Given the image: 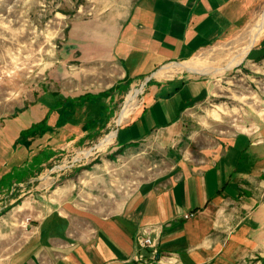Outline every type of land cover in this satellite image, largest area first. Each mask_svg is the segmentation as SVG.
Segmentation results:
<instances>
[{
    "label": "crops",
    "instance_id": "1",
    "mask_svg": "<svg viewBox=\"0 0 264 264\" xmlns=\"http://www.w3.org/2000/svg\"><path fill=\"white\" fill-rule=\"evenodd\" d=\"M263 4L95 0L90 18L70 26L61 73L53 78L57 89H42L28 104L16 99L10 112H0V191L16 181L36 183L25 200L13 199L0 213V264H149L153 252L160 261L153 264H264V102L218 124L190 113H208L214 84L206 75L239 65L245 48L257 44ZM232 43L233 55L223 62L221 50ZM218 58L224 67L184 66ZM141 80V106L127 118L135 105L126 104L106 141V173L121 176L124 158L136 159L150 138L172 146L186 138L194 154L130 192L99 197L101 168L63 179L43 170L49 151L111 127L118 98ZM138 234L154 247H140Z\"/></svg>",
    "mask_w": 264,
    "mask_h": 264
},
{
    "label": "rangeland",
    "instance_id": "2",
    "mask_svg": "<svg viewBox=\"0 0 264 264\" xmlns=\"http://www.w3.org/2000/svg\"><path fill=\"white\" fill-rule=\"evenodd\" d=\"M94 5L95 0H0V112H10L16 99L23 102L28 100V104L42 89H57L60 82H55L53 78H59L61 73V60L66 55L64 44L70 26L78 19L90 18ZM263 13L264 4L260 7V15ZM233 44L221 50L225 55L223 62L228 63L231 59L233 53L230 47ZM215 61L200 60L184 66L202 70L224 67L221 58ZM229 69L225 73L205 77L214 84V96L204 106L209 115L199 111L190 113H196L209 124H218L224 119L230 121L231 118H237L246 109H259L260 102H264V31L242 63L230 66ZM145 90L144 81L133 84L123 98H118L116 114L110 119L111 127L93 140L68 142L55 151H49L53 156L43 170L48 169L54 175H72L87 166L101 168L102 182L97 186L93 184L94 194L99 197L103 194L107 196L115 190L130 192L142 181L167 173L178 164L181 157L194 154L195 147L186 138L177 146L162 144L150 138L139 146L136 159L124 158L121 162V167L125 165L121 168V176L113 172L106 173L107 167L103 164V160L109 156L106 141L118 129L116 122L124 106L131 103L135 105L129 118L141 106ZM189 119L192 117L189 116ZM197 126L202 127L201 124ZM195 129L191 132H196ZM191 132H186L187 137L193 136ZM95 157L101 160L97 159L94 163L92 159ZM60 183L61 180H57L53 184L56 186ZM34 184L16 181L9 189L0 191V213L10 209L13 199H18L16 202L25 200L29 188L36 187Z\"/></svg>",
    "mask_w": 264,
    "mask_h": 264
},
{
    "label": "built area",
    "instance_id": "3",
    "mask_svg": "<svg viewBox=\"0 0 264 264\" xmlns=\"http://www.w3.org/2000/svg\"><path fill=\"white\" fill-rule=\"evenodd\" d=\"M192 216H193V213H189V214H186L184 217H185V219H189ZM136 241L139 244V246L142 248H147V247L153 248L155 245L152 238H150L149 236H147L145 234H138L136 236ZM159 262L160 261L158 260L156 253L153 252V255L151 257V261L149 264L159 263Z\"/></svg>",
    "mask_w": 264,
    "mask_h": 264
},
{
    "label": "bare ground",
    "instance_id": "4",
    "mask_svg": "<svg viewBox=\"0 0 264 264\" xmlns=\"http://www.w3.org/2000/svg\"><path fill=\"white\" fill-rule=\"evenodd\" d=\"M254 35V34H253ZM253 42H255V41H253L252 40V42H251V45L253 44ZM250 45V46H251ZM253 46V45H252ZM249 51V48H245V50L243 51V53H242V58L247 54V52ZM112 140V137H110L108 140H107V142H110Z\"/></svg>",
    "mask_w": 264,
    "mask_h": 264
},
{
    "label": "trees",
    "instance_id": "5",
    "mask_svg": "<svg viewBox=\"0 0 264 264\" xmlns=\"http://www.w3.org/2000/svg\"><path fill=\"white\" fill-rule=\"evenodd\" d=\"M46 124V122H44L42 125H45Z\"/></svg>",
    "mask_w": 264,
    "mask_h": 264
}]
</instances>
